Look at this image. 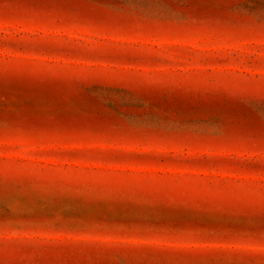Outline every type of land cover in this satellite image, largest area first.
Listing matches in <instances>:
<instances>
[{"label": "rangeland", "instance_id": "rangeland-1", "mask_svg": "<svg viewBox=\"0 0 264 264\" xmlns=\"http://www.w3.org/2000/svg\"><path fill=\"white\" fill-rule=\"evenodd\" d=\"M0 264H264V0H0Z\"/></svg>", "mask_w": 264, "mask_h": 264}]
</instances>
